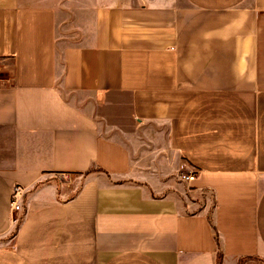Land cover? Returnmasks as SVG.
Segmentation results:
<instances>
[{"label":"crops","instance_id":"1","mask_svg":"<svg viewBox=\"0 0 264 264\" xmlns=\"http://www.w3.org/2000/svg\"><path fill=\"white\" fill-rule=\"evenodd\" d=\"M0 264H264V0H0Z\"/></svg>","mask_w":264,"mask_h":264},{"label":"built area","instance_id":"2","mask_svg":"<svg viewBox=\"0 0 264 264\" xmlns=\"http://www.w3.org/2000/svg\"><path fill=\"white\" fill-rule=\"evenodd\" d=\"M182 168V166H181ZM179 177L185 179V180H191L195 177V171L193 170H188L186 173H179ZM21 188L18 185H12L11 191L9 193V198H8V205H9V210L12 211H18L20 208L19 204V199L21 196L20 192ZM11 219L13 221L16 220V216L13 215V212L11 214Z\"/></svg>","mask_w":264,"mask_h":264},{"label":"rangeland","instance_id":"3","mask_svg":"<svg viewBox=\"0 0 264 264\" xmlns=\"http://www.w3.org/2000/svg\"><path fill=\"white\" fill-rule=\"evenodd\" d=\"M172 160H174V158H172ZM171 176H172V175H171ZM173 176H174V179H175V180H177V181H181V180L179 179V177H178L179 175L174 174ZM78 177H79V176H78L77 174H74V173L71 174V178H72V183H73V184L75 183V180L77 181Z\"/></svg>","mask_w":264,"mask_h":264}]
</instances>
